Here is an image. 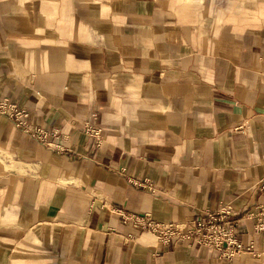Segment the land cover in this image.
Masks as SVG:
<instances>
[{"label": "crops", "instance_id": "1", "mask_svg": "<svg viewBox=\"0 0 264 264\" xmlns=\"http://www.w3.org/2000/svg\"><path fill=\"white\" fill-rule=\"evenodd\" d=\"M4 96L66 149L0 114V264H264V0H0ZM221 202L256 253L124 219Z\"/></svg>", "mask_w": 264, "mask_h": 264}, {"label": "built area", "instance_id": "2", "mask_svg": "<svg viewBox=\"0 0 264 264\" xmlns=\"http://www.w3.org/2000/svg\"><path fill=\"white\" fill-rule=\"evenodd\" d=\"M0 114L8 116L15 126L41 143L52 145L58 151L66 149V146L59 141L57 130L29 122L27 119L29 111L20 107L10 97H0ZM83 129L96 146L101 144L103 139V127L101 125L85 122ZM131 182L138 186L150 188V184L145 179L132 180ZM247 214L255 217V231L264 236V203L256 205L255 210H251ZM124 219L153 232L157 240L164 245L183 241L188 246L211 247L224 258H232L243 252L256 253L253 241L243 243L239 239L232 220V208L226 202H221L217 208L206 209L201 216L191 220L162 222L140 215H124Z\"/></svg>", "mask_w": 264, "mask_h": 264}, {"label": "rangeland", "instance_id": "3", "mask_svg": "<svg viewBox=\"0 0 264 264\" xmlns=\"http://www.w3.org/2000/svg\"><path fill=\"white\" fill-rule=\"evenodd\" d=\"M17 261H18L17 264H24V260L22 261L23 263H21V260H17ZM35 261H36V260H35ZM35 261H34V262H35ZM39 261L44 262V260H40V259H39ZM19 262H20V263H19Z\"/></svg>", "mask_w": 264, "mask_h": 264}]
</instances>
